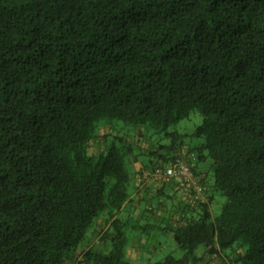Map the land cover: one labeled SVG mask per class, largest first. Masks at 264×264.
Wrapping results in <instances>:
<instances>
[{"label":"trees","instance_id":"1","mask_svg":"<svg viewBox=\"0 0 264 264\" xmlns=\"http://www.w3.org/2000/svg\"><path fill=\"white\" fill-rule=\"evenodd\" d=\"M194 111L190 169L210 160L225 202L183 204L184 256L147 264H189L199 246L264 264V0H0V264H71L101 217L110 248L83 261L132 264L118 215L136 143L118 130L89 148L117 121L170 140L150 162L184 160L188 135L169 128Z\"/></svg>","mask_w":264,"mask_h":264},{"label":"rangeland","instance_id":"2","mask_svg":"<svg viewBox=\"0 0 264 264\" xmlns=\"http://www.w3.org/2000/svg\"><path fill=\"white\" fill-rule=\"evenodd\" d=\"M201 121V115L197 111H194L189 118L184 119L169 128V132L188 135L183 141H178L177 143L178 147L182 146L180 149L181 154L183 152L186 153L188 148L203 143V139L191 136ZM118 130L119 133L123 137L127 138L131 143H136L133 155L126 158L128 170L131 174L128 191L132 196L135 191L132 180V164L134 162H138V164H144L147 162L152 165L151 170L153 171L164 170L169 163H164L158 160L150 162L149 158L145 155V152L152 150L153 147L160 142L169 143L170 140L165 138L161 139V137L153 135L151 131H145V129L142 128L135 129L124 125L121 122L113 121L111 123L101 125L99 128L100 138H98L97 141L92 142L89 148V153L91 155L99 154L104 148V141H102L104 134L110 132H114V134H116L118 133ZM113 137V133L108 134L107 141L110 142ZM108 142L107 145L109 144ZM184 160H186V158ZM198 164H201V166L205 168L206 172H208L212 183L213 175L212 171L209 169L210 160H206ZM155 179L156 180H154L153 183H157L156 186L153 190L151 187L147 189L148 191L145 193V196L148 198L141 202V208L144 212L152 215L149 216V220L146 218L134 217V215H132V207L125 208L118 215L120 219L127 222L129 225L126 227V234L129 239L127 245V259L132 264L158 262L170 255L175 258H182L184 256L183 250L177 245L171 232V230L174 229L181 220L180 211L183 204H185L184 200L180 199V201H177L174 195H169L168 190H164L165 184H163L159 179ZM187 188L189 200L191 196V188L189 186H187ZM213 193L214 199L211 203V211L215 216L219 213L222 204L225 202V197H223L219 192L214 191ZM158 211L160 214L156 216ZM112 233L113 229L109 231L108 226L105 224V217H101L97 221L96 226L88 231L85 240L78 247L76 257H74L71 264H85L82 253L89 248L97 251H107L110 248V238ZM205 251L204 246H199L189 264H241L237 262L236 259L243 253V251H245V249L235 246L231 249L223 251L218 258H210L206 256Z\"/></svg>","mask_w":264,"mask_h":264},{"label":"crops","instance_id":"3","mask_svg":"<svg viewBox=\"0 0 264 264\" xmlns=\"http://www.w3.org/2000/svg\"><path fill=\"white\" fill-rule=\"evenodd\" d=\"M186 154L187 152L186 153L183 152L181 155L185 156L187 161H191V164L194 166L195 164L194 163L195 160H193L194 154L192 153L190 156L188 155L186 156ZM151 169H152V165L148 164L147 162H145L144 164H138V162H134L132 164V180L135 191L131 196L130 202L122 209L124 210L125 208L132 207V215H134V217L146 218L147 220H149V216L151 214L144 212V210L141 208V202L145 201V199L148 198L147 196H145V193L148 191L147 189L151 187L153 190V188L157 184V183H153V181L156 180L155 177L153 176L147 177L148 173L153 172V170ZM196 171L200 173V175L196 177V181L199 182L200 180L204 179V184L207 187L203 200L207 201L209 200L210 197H213L214 199V193L211 187L212 183L209 176H206L205 174L206 172L205 168H203L201 164H198L196 167ZM165 189L168 190L169 195H174L177 201H180V199H182L184 200L185 204L188 203L187 185L183 184L180 180L175 179L171 183L165 184L164 190ZM158 214H160L159 211L156 214V216H158Z\"/></svg>","mask_w":264,"mask_h":264},{"label":"built area","instance_id":"4","mask_svg":"<svg viewBox=\"0 0 264 264\" xmlns=\"http://www.w3.org/2000/svg\"><path fill=\"white\" fill-rule=\"evenodd\" d=\"M153 176L159 179L163 184H169L173 180L178 179L183 184L191 188V196L188 200V204L191 207L197 205V203L203 199V195L207 190L206 185L196 181V177L186 160L176 159L170 163L164 170H156L147 174V177Z\"/></svg>","mask_w":264,"mask_h":264}]
</instances>
